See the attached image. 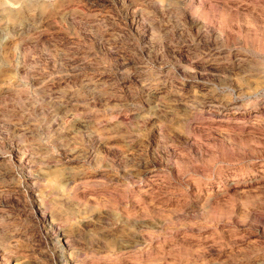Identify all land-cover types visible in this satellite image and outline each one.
I'll use <instances>...</instances> for the list:
<instances>
[{"label": "rangeland", "instance_id": "374dc122", "mask_svg": "<svg viewBox=\"0 0 264 264\" xmlns=\"http://www.w3.org/2000/svg\"><path fill=\"white\" fill-rule=\"evenodd\" d=\"M0 264H264V0H0Z\"/></svg>", "mask_w": 264, "mask_h": 264}]
</instances>
